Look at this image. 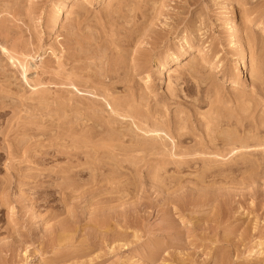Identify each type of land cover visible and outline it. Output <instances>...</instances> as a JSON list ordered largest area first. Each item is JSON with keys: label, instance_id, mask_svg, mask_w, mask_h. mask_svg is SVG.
<instances>
[{"label": "rangeland", "instance_id": "374dc122", "mask_svg": "<svg viewBox=\"0 0 264 264\" xmlns=\"http://www.w3.org/2000/svg\"><path fill=\"white\" fill-rule=\"evenodd\" d=\"M0 264H264V0H0Z\"/></svg>", "mask_w": 264, "mask_h": 264}, {"label": "bare ground", "instance_id": "6f19581e", "mask_svg": "<svg viewBox=\"0 0 264 264\" xmlns=\"http://www.w3.org/2000/svg\"><path fill=\"white\" fill-rule=\"evenodd\" d=\"M87 0H82V2H86ZM58 11V10H57ZM245 23V22H244ZM196 52V54H194ZM194 55L192 56V59H198V58H200V57H202L203 55H205L204 53H203V50L201 51V49L200 50H196V51H194ZM192 63H194V62H192ZM191 63V64H192ZM195 64V63H194ZM193 66V65H192ZM195 66V65H194ZM19 67V66H18ZM208 69H206V71H211V70H218V65L217 66H215L212 62L211 63H209L208 64ZM23 70V69H22ZM196 71V74H198V72H200L198 69L197 70H195ZM195 71H194V73H195ZM23 74V73H22ZM235 99V98H234ZM239 99V98H238ZM237 99V100H238ZM239 103H240V100H239ZM241 104V103H240ZM239 122H241V121H239ZM228 124H229V122H228ZM227 124V125H228ZM232 124V123H231ZM225 125V124H224ZM243 125V124H242ZM226 126V125H225ZM230 126H232V125H230ZM243 127V126H242ZM244 128H245V125H244ZM243 128V129H244ZM242 129V128H241ZM152 131V130H151ZM154 131V130H153ZM155 131H157V130H155ZM243 131V130H242ZM152 133V132H151ZM153 134V133H152ZM157 134V133H156ZM221 134V133H220ZM219 134V135H220ZM221 136L222 137H224V135L223 134H221ZM227 137H229V136H227ZM233 137V136H232ZM231 137V138H232ZM226 138V137H225ZM230 138V137H229ZM234 138H236V136L234 137Z\"/></svg>", "mask_w": 264, "mask_h": 264}]
</instances>
